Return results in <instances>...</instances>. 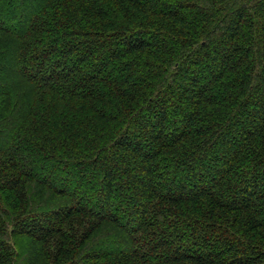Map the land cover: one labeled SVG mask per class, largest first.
<instances>
[{
	"label": "trees",
	"instance_id": "trees-1",
	"mask_svg": "<svg viewBox=\"0 0 264 264\" xmlns=\"http://www.w3.org/2000/svg\"><path fill=\"white\" fill-rule=\"evenodd\" d=\"M0 264H264V0H0Z\"/></svg>",
	"mask_w": 264,
	"mask_h": 264
}]
</instances>
